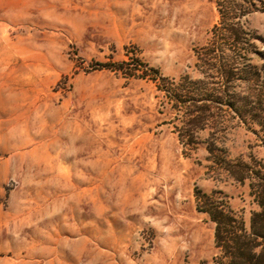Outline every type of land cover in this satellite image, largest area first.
Here are the masks:
<instances>
[{"label": "rangeland", "instance_id": "374dc122", "mask_svg": "<svg viewBox=\"0 0 264 264\" xmlns=\"http://www.w3.org/2000/svg\"><path fill=\"white\" fill-rule=\"evenodd\" d=\"M263 55L264 0H0V264H220L198 194L260 209Z\"/></svg>", "mask_w": 264, "mask_h": 264}, {"label": "trees", "instance_id": "16d2710c", "mask_svg": "<svg viewBox=\"0 0 264 264\" xmlns=\"http://www.w3.org/2000/svg\"><path fill=\"white\" fill-rule=\"evenodd\" d=\"M222 15V24L218 27L226 30L233 40H238L241 26L233 19L229 20L225 14ZM119 69H122L121 65ZM259 71L260 73L256 75L257 80L264 79V55ZM220 75L226 81L231 80L234 70L232 68L229 70L222 62ZM258 101L262 103L261 97ZM220 102L234 109L240 120L248 124L247 108L250 104L239 102V100L236 102L221 100ZM251 119L264 131V117ZM241 166L240 174L238 170L233 172V175L240 181L250 178L251 193L260 207L252 213L249 228L246 227L242 217L231 208L220 204L210 194L199 192L198 207L215 223V244L221 253L220 264H264V164L258 166L242 164Z\"/></svg>", "mask_w": 264, "mask_h": 264}]
</instances>
